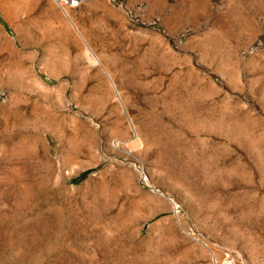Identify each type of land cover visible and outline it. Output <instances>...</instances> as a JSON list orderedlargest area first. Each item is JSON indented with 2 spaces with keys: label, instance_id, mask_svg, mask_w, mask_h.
Segmentation results:
<instances>
[{
  "label": "rangeland",
  "instance_id": "rangeland-1",
  "mask_svg": "<svg viewBox=\"0 0 264 264\" xmlns=\"http://www.w3.org/2000/svg\"><path fill=\"white\" fill-rule=\"evenodd\" d=\"M66 3L0 0V264H264V0Z\"/></svg>",
  "mask_w": 264,
  "mask_h": 264
},
{
  "label": "bare ground",
  "instance_id": "bare-ground-1",
  "mask_svg": "<svg viewBox=\"0 0 264 264\" xmlns=\"http://www.w3.org/2000/svg\"><path fill=\"white\" fill-rule=\"evenodd\" d=\"M64 1L67 2V3H70V4H73L74 5V4L78 3L79 1H83V0H64ZM92 56H93V54H92ZM95 58H96V60H98L97 57H95Z\"/></svg>",
  "mask_w": 264,
  "mask_h": 264
}]
</instances>
